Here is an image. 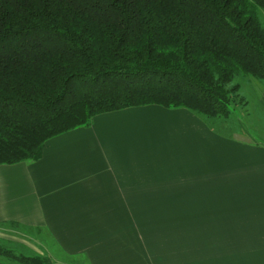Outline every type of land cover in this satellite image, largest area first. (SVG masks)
Segmentation results:
<instances>
[{"label": "crops", "instance_id": "0c3cea01", "mask_svg": "<svg viewBox=\"0 0 264 264\" xmlns=\"http://www.w3.org/2000/svg\"><path fill=\"white\" fill-rule=\"evenodd\" d=\"M223 121L186 108L131 107L50 139L37 161L0 165V244L25 245L52 264L66 255L89 264H264V144L236 139L231 125L234 134L223 132ZM189 212L232 222V232L218 224L228 246L178 251V220ZM148 220L157 236L139 238ZM111 226L130 235L128 248L138 242L137 255L105 248Z\"/></svg>", "mask_w": 264, "mask_h": 264}, {"label": "trees", "instance_id": "16d2710c", "mask_svg": "<svg viewBox=\"0 0 264 264\" xmlns=\"http://www.w3.org/2000/svg\"><path fill=\"white\" fill-rule=\"evenodd\" d=\"M264 0H0V165L131 107L228 118L237 75L264 81ZM0 258L52 264L0 244Z\"/></svg>", "mask_w": 264, "mask_h": 264}, {"label": "rangeland", "instance_id": "374dc122", "mask_svg": "<svg viewBox=\"0 0 264 264\" xmlns=\"http://www.w3.org/2000/svg\"><path fill=\"white\" fill-rule=\"evenodd\" d=\"M258 17L262 26L264 27V8H258ZM233 86H238V89L236 90V92H234L235 98H233L234 100L231 105L230 118L227 119L218 117L215 119L227 120V122L223 121V123L228 124L226 126L227 128L224 127L223 129H221L223 132L229 134L231 126L233 129L236 128V134L238 136L237 138H234L248 142L251 140H257L258 142L264 144V81H259L245 75H237L233 84L230 85L229 88ZM234 133L235 131L231 129L230 134ZM187 214L188 220H186V217L180 218V220H178L180 226L176 228L175 236H177V243L173 246H178V251L183 247L184 249L189 250L190 254L188 255H206L207 252H209L210 244L211 247L212 244H219L224 248L228 246L229 243L226 234H224L219 239V234L220 232H222V230L219 229L220 227L218 226V224L225 225V230L223 231L232 232L233 229L230 226H226L227 224H233L232 222H225V219L217 218L219 215V213L217 214V212L212 213L214 214L215 221H209V219L206 218L209 214L208 212H189ZM226 214L228 216L230 214V211H227ZM247 215L248 213H245L243 216ZM97 218L98 220H105V213L102 211L98 212ZM248 219L250 220V216L248 217ZM206 224H210L211 226H205ZM109 225L111 224L109 223ZM19 230L29 236H36L32 229L19 228ZM106 230L110 232V235L104 237L103 239V244L107 250H109L110 252H120L125 255H137L138 242L136 241L134 245L128 248L129 241L127 237H130V235L125 234L122 228H112L111 226L109 228H106ZM213 239L216 240L213 241ZM175 241L173 240V242ZM12 246H8L9 249L12 247L16 250H20L19 252L21 253L31 254L27 256L33 257L35 255L32 254H37L32 252V250H30V248L25 245L12 244ZM225 254V250L221 253H216V255ZM61 258L65 261V263L58 260L55 264H74L75 260L79 262L80 259L83 264H89L87 259H82L80 255H66L61 256Z\"/></svg>", "mask_w": 264, "mask_h": 264}, {"label": "bare ground", "instance_id": "6f19581e", "mask_svg": "<svg viewBox=\"0 0 264 264\" xmlns=\"http://www.w3.org/2000/svg\"><path fill=\"white\" fill-rule=\"evenodd\" d=\"M231 116V113L229 115V117L227 119H229ZM149 214L148 213V217H149ZM138 226V225H137ZM142 226V225H141ZM140 226V227H141ZM140 227L138 226V231H137V236L140 238V234L141 236L143 237L145 234H146V237L149 238H155V236H157V234H153V230H154V222L153 221H147L146 223L143 222V227L140 229Z\"/></svg>", "mask_w": 264, "mask_h": 264}]
</instances>
